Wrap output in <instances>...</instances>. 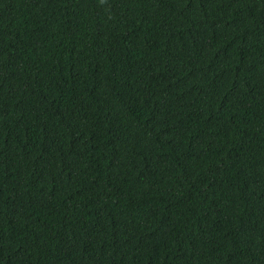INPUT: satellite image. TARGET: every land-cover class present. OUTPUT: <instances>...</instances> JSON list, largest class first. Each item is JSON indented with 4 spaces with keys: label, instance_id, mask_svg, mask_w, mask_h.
I'll return each mask as SVG.
<instances>
[{
    "label": "trees",
    "instance_id": "1",
    "mask_svg": "<svg viewBox=\"0 0 264 264\" xmlns=\"http://www.w3.org/2000/svg\"><path fill=\"white\" fill-rule=\"evenodd\" d=\"M0 264H264V0H0Z\"/></svg>",
    "mask_w": 264,
    "mask_h": 264
}]
</instances>
